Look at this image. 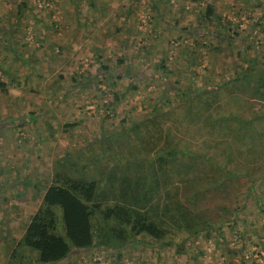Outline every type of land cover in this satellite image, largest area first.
I'll return each instance as SVG.
<instances>
[{
    "label": "rangeland",
    "instance_id": "1",
    "mask_svg": "<svg viewBox=\"0 0 264 264\" xmlns=\"http://www.w3.org/2000/svg\"><path fill=\"white\" fill-rule=\"evenodd\" d=\"M20 1L0 0V264L37 203L22 191L26 182L38 180L40 193L57 154L124 127L122 116L144 117L156 100L171 107L173 84L208 100L213 93L214 113L249 121L246 142L256 155L245 165L264 173V95L253 92L264 68V0H24L17 13ZM211 3L209 25L198 12ZM160 61L170 71L164 77L155 73ZM102 65L112 73L102 77ZM129 83L135 88L127 90ZM64 122L75 125L59 132ZM201 135L186 132L184 140L194 148ZM249 182L240 174L233 192L206 204L221 227L210 239L197 236L193 247L183 239V253L138 243L120 260L96 248L68 262L264 264V176L251 190Z\"/></svg>",
    "mask_w": 264,
    "mask_h": 264
},
{
    "label": "trees",
    "instance_id": "2",
    "mask_svg": "<svg viewBox=\"0 0 264 264\" xmlns=\"http://www.w3.org/2000/svg\"><path fill=\"white\" fill-rule=\"evenodd\" d=\"M19 3L17 13L24 0ZM213 10L212 3L206 4V11L199 10L198 15L210 25ZM219 36L214 31L213 37ZM154 69L163 77L170 72L164 70V61L156 62ZM98 71L102 77L112 73L104 65ZM259 76L253 92L263 96L264 68ZM131 88L135 85L129 83L127 90ZM170 90L171 107L156 100L144 117L126 121L122 116L119 122L124 127L57 154L40 193L35 190L38 180L26 182L22 191L37 195L38 203L4 264H70L72 254L96 248L120 260L124 250L138 243L174 246L175 253H183V239L193 247L197 236L212 237L222 217L212 215L206 204L233 192L240 174H247L251 190L264 173L259 174L254 164L245 165L256 155L246 142L251 137L249 121L214 113L213 93L208 100L194 87L181 89L177 83ZM118 96L124 93H112L105 107ZM74 125L64 122L59 132L67 133ZM186 132H203L194 148L184 140ZM54 133L48 132V137L54 138ZM178 233L182 236L174 242Z\"/></svg>",
    "mask_w": 264,
    "mask_h": 264
},
{
    "label": "crops",
    "instance_id": "3",
    "mask_svg": "<svg viewBox=\"0 0 264 264\" xmlns=\"http://www.w3.org/2000/svg\"><path fill=\"white\" fill-rule=\"evenodd\" d=\"M25 202H26V201H24V203H25ZM22 203H23V202H22ZM37 203H38V200H37ZM37 203H36V205H37ZM34 208H35V207H34ZM34 208H33V209H34ZM33 209H32V211H33ZM32 211H31V212H32ZM31 212H30V213H31ZM28 216H29V215H28ZM27 218H28V217H27ZM19 235H20V233L18 234V236H17V238H16L15 240H17V239L19 238ZM15 240H14V241H15Z\"/></svg>",
    "mask_w": 264,
    "mask_h": 264
}]
</instances>
